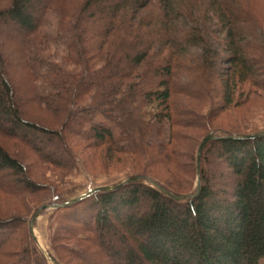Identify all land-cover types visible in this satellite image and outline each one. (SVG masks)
Segmentation results:
<instances>
[{"label":"trees","instance_id":"16d2710c","mask_svg":"<svg viewBox=\"0 0 264 264\" xmlns=\"http://www.w3.org/2000/svg\"><path fill=\"white\" fill-rule=\"evenodd\" d=\"M254 1L264 3L0 0V195L20 207L0 212V264H47L29 222L42 205L66 200L59 184L38 182L30 169L66 176L80 166L89 173L76 147L159 165L174 179L142 170L126 174L142 179L55 208L60 220L50 248L59 264L66 263L57 242L80 232L86 244L74 254L82 264H93L90 257L108 264H264V135L237 138L260 130L215 127L213 110L186 102L215 106L218 97L216 106L227 108L264 95ZM210 13L225 43L218 50H211ZM17 69L24 86L13 78ZM32 108L50 121L33 118ZM207 134L216 139L202 150L196 196L175 200L147 180L175 195L194 194L197 149ZM12 141L35 162L10 151Z\"/></svg>","mask_w":264,"mask_h":264},{"label":"rangeland","instance_id":"374dc122","mask_svg":"<svg viewBox=\"0 0 264 264\" xmlns=\"http://www.w3.org/2000/svg\"><path fill=\"white\" fill-rule=\"evenodd\" d=\"M252 9L255 12L258 19L261 21V27L263 28L261 35L264 38V3L259 1H254L252 3ZM145 11H141L137 16L143 15ZM212 23L209 26L210 31H212L213 38H215V44L212 45L213 47L211 50L219 49L224 45V41L222 40V35L219 34L217 28L213 25L216 21V16L213 14H209ZM208 22V21H207ZM208 24V23H207ZM212 27V28H211ZM195 56V55H194ZM202 50L201 47L197 48V54L195 57H201ZM194 57V58H195ZM23 72L19 69L13 72V78L18 81L23 86L25 85V79L23 78ZM22 88V87H21ZM248 89L247 82L243 85L244 94H246V90ZM241 88L238 89V92ZM242 93V91L240 92ZM218 94V93H217ZM219 95V94H218ZM185 98V97H184ZM243 99V98H242ZM221 100L218 97L215 98V106H213L212 102L202 101V100H186L187 103L191 104L193 107L199 108L202 113H208L210 110H213V115L211 117V124L215 127L227 129L231 131L237 132H244V131H255L260 130L264 131V95L263 96H256L251 94L246 101L240 102L237 106L221 108L220 103L218 106L217 103ZM31 114L33 118L42 121H50L47 118V115L40 113L35 108L31 109ZM51 125L59 126V124H54L53 122ZM3 143V141H1ZM7 148L10 149L9 145H13L10 151L14 149L22 150L25 154L24 162L28 164L29 162H35V157L32 152L25 147L20 146L15 141L9 142V145L4 143ZM15 145V147H14ZM82 147V146H80ZM83 148V147H82ZM75 150L83 156L86 160L88 168L90 170L87 173L82 167L78 166L72 172H70L66 176H61V174L51 168V167H41V166H33V169L30 174H32L33 178L36 179L38 182L41 183H52V184H59L60 189L63 191L62 198L66 201L75 198L91 188L103 185H113L119 183L123 179L126 178V174H132L136 172H140L142 170H147L148 173L163 179V180H172L173 177L170 173H168L163 167L157 166H150L148 167L145 165V162L142 160H138L132 162L129 158H125L118 154L114 155L113 159H106L104 157L102 149H85L81 151L80 148L76 147ZM103 159V160H102ZM222 169L221 166L216 170ZM219 172V171H218ZM227 175V173H226ZM228 179V176H226ZM29 201L32 203L34 202L33 198H29ZM65 201V202H66ZM63 203V202H62ZM49 205V204H46ZM20 210L17 201L11 197L1 196L0 195V212L6 214V212H10L11 210ZM55 208H48L40 212L39 216L34 222V232L38 237L39 243L45 251L51 254L54 257L53 251L50 248V239L55 232V229L59 222V217L56 215L54 211ZM70 226H76L74 223L70 222ZM93 227V226H92ZM86 235L83 232L77 234V236L69 237V236H62L61 239L57 242L62 250H59L62 261L66 264H82L81 260L77 259L76 255L74 254L75 251L79 252L83 249L84 245L86 244L83 240ZM107 242V241H106ZM39 249V248H38ZM40 251V249H39ZM41 252V251H40ZM55 258V257H54ZM90 262L93 264H108L105 260L100 261L94 257L89 258ZM47 264L48 261L46 260Z\"/></svg>","mask_w":264,"mask_h":264},{"label":"water","instance_id":"95a60500","mask_svg":"<svg viewBox=\"0 0 264 264\" xmlns=\"http://www.w3.org/2000/svg\"><path fill=\"white\" fill-rule=\"evenodd\" d=\"M264 135V131H260L258 133H254V134H249V135H245V136H236L237 138H254V137H259ZM216 139L215 135L212 134H207L205 137H203V139L201 140V142L199 143L198 149H197V155H196V172H197V177H196V191L194 194L192 195H175L169 191H167L166 189L162 188L158 183H156L155 181L151 180V179H147L152 185L156 186L157 188H159L161 191H163L164 193H166L167 195H169L171 198L175 199V200H181L184 198H192L194 196H196L200 190V178H199V168H200V159H201V154H202V150L205 147V145L207 144L208 141ZM142 179L141 176L139 175H135V176H129L126 177L125 179H123L122 181H120L117 184H113V185H103V186H97L94 188L89 189L88 191H86L85 193L72 198L66 202L63 203H59L57 205H42L32 216L30 222H29V231L30 234L33 238V240L35 241L36 245L38 246V248L40 249L41 253L43 254V256L45 257V259L48 261L49 264H59L57 262V260L51 255L49 254L47 251H45V249H43L39 243L38 237L34 232V222L37 219V217L39 216L40 212L48 209V208H57V207H61V206H66L69 204H72L78 200H81L91 194H93L94 192L97 191H111L114 189H117L121 186H123L124 184L128 183V182H132V181H136Z\"/></svg>","mask_w":264,"mask_h":264}]
</instances>
